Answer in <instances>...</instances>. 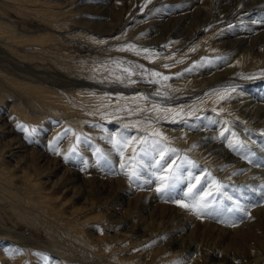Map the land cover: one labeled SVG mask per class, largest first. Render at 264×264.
Returning <instances> with one entry per match:
<instances>
[{"label":"bare ground","instance_id":"1","mask_svg":"<svg viewBox=\"0 0 264 264\" xmlns=\"http://www.w3.org/2000/svg\"><path fill=\"white\" fill-rule=\"evenodd\" d=\"M29 1L30 12L55 29L65 30L77 19L71 12L74 0ZM117 3L94 10L103 25L85 26L78 38L101 52L134 45L135 51L123 52L159 73L168 96H156L113 71L129 69L126 64L75 58L56 35L17 27L0 11L6 19H0V44L11 61L31 67L12 75L0 70V138L8 133L0 139V197L42 221L53 243L52 250L43 251L19 244L20 235L3 234L0 264H70L61 256L59 237L114 264H264V172L259 167L264 162V24L253 23L264 19V0H123L121 8ZM118 40V46L105 48ZM17 44L24 48L13 47ZM47 56L57 62H44ZM18 123L35 128V134L26 139ZM65 129L70 131L53 144ZM157 131L166 138L152 137L161 140L160 147L176 149L163 163L179 166L180 176L163 198L152 175L157 169L148 166L160 159L159 152L140 153L134 141L121 156L109 143L114 134L119 139ZM73 133L81 137L79 143ZM35 138L37 147L31 145ZM73 145L80 155L69 153ZM133 148L139 153L136 161ZM133 163L141 176L136 183L125 175ZM52 166L60 171L54 183L43 178ZM65 177L68 181L59 185ZM148 179L153 182L143 183ZM189 184H196L194 191L201 195L209 193V207L199 217L172 202H191L184 197ZM55 186L74 197L83 194L82 188L94 195L78 206L49 192ZM95 191L115 192L118 198L107 202ZM237 205L244 211H235Z\"/></svg>","mask_w":264,"mask_h":264},{"label":"rangeland","instance_id":"2","mask_svg":"<svg viewBox=\"0 0 264 264\" xmlns=\"http://www.w3.org/2000/svg\"><path fill=\"white\" fill-rule=\"evenodd\" d=\"M26 1L23 2V0H7V1L0 0V11L6 16H8L9 18H11L10 20H8V22L15 24L17 27L28 29L30 32H37V33L38 32H48L53 35H56L59 38L57 43L60 44V47L62 48L66 46L65 50H70V54H73L75 58L84 57V58L92 59L93 61H98V62H103L108 59V61L114 60L116 62L124 63L129 67V69L131 70V73H133L132 75L127 74V72L124 71V69L122 68H117V69H114L113 71L116 72L117 74H120L121 76H124L123 78L125 79L127 78L126 80L135 81L139 84L148 86L149 91L150 92L153 91L152 94L156 96L162 97V96H168L170 94L169 90L165 89L164 86H162L161 80L159 79V77L152 75L153 72L150 69V65L144 63L142 60L135 58L130 54L128 55L127 53L123 51H118V50L110 51V52H104V51L101 52L97 48L91 47L87 41L82 40L81 38L80 39L78 38L77 34L83 31H86L85 26L92 25V24L99 25V26L103 25L102 22H100V20L104 18L103 17L101 18L96 12H94V10H96L99 6L108 7V5L113 0H89V1L88 0H77V2L76 0L72 1V3L73 2L75 3L73 4L74 6L70 3V5L72 6L71 12H73L72 16H75V18L77 19L71 22H67L65 30L55 29L54 27H51L49 24L48 25L44 24L43 21L39 20V17H37V15L34 12H30V10L34 6L32 5L30 7L33 1L28 0L30 4L28 3V1L27 2ZM59 1L65 2L66 0H59ZM81 1L82 2L85 1V2H83L82 4ZM121 1L123 0H117V2H120V3H117L118 8H121L122 6ZM127 1L124 0V2H127ZM134 1L138 2L139 0H134ZM78 2H80L81 5ZM12 4H15V5H12ZM154 5L155 4H153L152 6ZM85 6L86 7L88 6V10L86 12L76 11V9L82 8ZM24 9H26V11ZM27 9L28 10L30 9V10L28 11ZM31 11H33V9ZM25 12L27 14H25ZM0 19L6 20L4 18H0ZM120 43H121V40L108 42L105 45V48L111 49V48H114L115 46H118V44ZM13 47H16L17 49L22 50L24 48V44L13 45ZM5 51H7V49L5 50V48L2 47V45L0 44V70L1 71H3L4 73H7L8 75L9 74L12 75L13 73H17V72L27 73V71L31 69V67H25V68L20 67L19 65L11 61L10 57L7 55V52ZM47 57H50V58L45 59L44 62L48 63L49 61L50 63L52 62L53 64L57 62L55 61L57 60L56 58L54 59L51 56H47ZM49 78H52V77H49ZM9 101H12V100L9 99L8 102ZM236 132L240 135H243L241 131L238 129H236ZM2 133H4V135L2 134L0 139L3 138L2 140H4L8 137V133L6 132H2ZM37 143H38V140L35 138L34 140H32L31 145L34 147H37ZM257 143L258 144L255 143L256 148H255V145L252 146L256 151L259 150L258 148L261 145L260 142H257ZM77 152L78 151L76 148V151L73 153L75 154ZM77 154L80 155V152H78ZM36 155L37 153H34V156ZM111 159L112 158L110 157L109 164L110 163L114 164L115 162H113ZM34 162L37 163V160ZM263 163L264 162L261 160V164H260L261 166L259 165L262 172H264ZM50 164H52L51 161H50ZM254 165H257V164H254ZM115 166L116 165L114 164L113 167ZM70 168L75 169L73 165H70ZM59 172L60 171L58 168H53L52 166V168H50V171L43 174V178H46L48 179L49 182L51 181V183H54L52 180L54 179L56 180V177L59 176ZM78 174L82 175L83 173L81 174L80 172H78ZM67 181H68V177L62 178L59 185L64 184ZM99 185H102V182L98 183V187ZM179 185H181V183ZM59 189L60 188H58L57 186H55L53 190L45 187V190H51L49 191L51 193L54 192V194L58 196V199H63V201L66 200V202L68 203L75 202V204L78 206L82 204L84 199L88 200V197L91 199V197L94 195V194L92 195L89 192H85L82 188L83 194L80 197H74L71 191L66 190V192L62 194L60 193ZM95 192L98 194H96ZM95 192H94L95 195L99 199L107 198L108 199L107 202H114L115 199L118 198V194H116L115 192H107V193H104V192L100 193L97 191ZM4 200L5 199L0 197V237L3 236V234L14 235V238L17 235H20L21 237L17 238L18 240L16 239L19 244L28 245L35 249H40V250L42 249L43 251H48V248L52 250L53 243L51 241V238L48 235V232H47L48 230H46L47 228L45 224L39 219H37V217L33 216L30 212H28L23 206L19 204H13L14 202H7ZM52 232L55 233L54 231ZM59 238L63 242V246H61L62 249H60L62 252L61 256H63L66 262H69L70 264H86V263H82L81 260L85 262H92L94 264L96 263L97 264H114V263H110L105 260L96 258L95 256H93L92 253L89 252L88 249L82 247L78 243L74 242L72 239H63L61 237ZM228 239L231 240V243H234L233 242L234 236L231 235L230 237H228Z\"/></svg>","mask_w":264,"mask_h":264},{"label":"snow or ice","instance_id":"3","mask_svg":"<svg viewBox=\"0 0 264 264\" xmlns=\"http://www.w3.org/2000/svg\"><path fill=\"white\" fill-rule=\"evenodd\" d=\"M147 3H151V0H146V4ZM253 23L264 24V19L259 20V21H253ZM120 50H122V51L123 50L135 51V46L134 45H127ZM140 51L148 52L149 50L148 49H142ZM136 54H139V52H137ZM124 71H129L130 75L133 74L130 72L129 69H124ZM152 75L153 76H159L160 74L153 72ZM163 78L168 79V77H163ZM248 78L251 79L252 77H248ZM157 94H159V93H157ZM141 98L146 99V97H141ZM222 99H223V97H222ZM154 108H157V106L154 105ZM157 110H158V108H157ZM168 111H171V110H168ZM137 123H139V122H137ZM17 128H21L24 131L26 139L31 137L36 132L35 128L29 129L27 126L19 124V123L17 124ZM69 131H70L69 129H65V132L63 134H58V136L54 139V141L52 143L55 144L56 140H59L61 138V135H66ZM73 135L76 137L77 143H79L81 140V137L76 133H73ZM223 135H224V133L222 132L221 136H223ZM233 135H235V134L233 133ZM261 135H264V132H262ZM153 136H160L161 139H166L162 136V133H160L159 131H157L155 133H151L147 136H142V137H128L125 135H120L119 139L117 138V135L114 134L111 137V139L109 140V143H111L113 145V147L118 152H120L121 156H123L122 150L124 148H127L128 146H130L134 141H137L140 143V149H139L140 153H144L145 155H147L149 151H158L159 152L160 159L156 160L154 163H149L148 166L150 168H156L157 169V171L154 172L152 175L155 177L156 181L158 182L157 187H156V192L158 194H161L162 198H163V196L169 195L172 192V190L176 186V182L180 179V176L178 175L179 166L173 167V164L165 165L163 163L165 160V157L168 155V153L175 152L176 149L165 150L164 147H160L161 140L153 139L152 138ZM228 146H229V148L236 150V145H233L231 142H229ZM241 148H242V145H241ZM75 151H76V146L73 145L69 149V153H73ZM95 151H96V153H100L99 148H97ZM56 154L59 155V152L57 151ZM138 155H139V153L136 151L135 148H133V156L131 157V160L136 161V158ZM250 155H252V154L248 153L247 155L242 156V158L247 159L248 156H250ZM64 158H65V160L69 159V155H65ZM124 167H125V165L122 163L121 169H124ZM164 173H167V174L165 175ZM125 175H127L130 183H136L137 181H140V179H141L140 171H139L138 165L136 163L132 164V171L126 172ZM152 182L153 181L151 179L143 181V183H152ZM196 183L197 184L200 183L199 178H197ZM136 186L141 187L142 185L136 184ZM195 188H196V184H189L188 191L184 193V197L186 199H190V201H191L190 203H182L179 200H172V202L176 203L181 208L190 209L194 214H196L199 217L200 215L204 214V210L209 207V205L206 202V197L209 195V193H204L203 195H201L200 193H197L194 191ZM234 210L238 211V212H243L244 208L237 205ZM229 211H232V209H229Z\"/></svg>","mask_w":264,"mask_h":264}]
</instances>
